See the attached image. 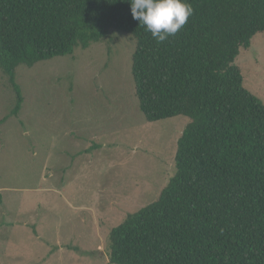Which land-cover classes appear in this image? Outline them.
<instances>
[{"label": "trees", "instance_id": "trees-1", "mask_svg": "<svg viewBox=\"0 0 264 264\" xmlns=\"http://www.w3.org/2000/svg\"><path fill=\"white\" fill-rule=\"evenodd\" d=\"M194 12L157 43L129 0H0V72L23 102L19 65L69 56L110 30L136 41L130 73L147 123L186 117L174 173L107 235V264H264V104L234 60L264 32V0H187Z\"/></svg>", "mask_w": 264, "mask_h": 264}, {"label": "rangeland", "instance_id": "rangeland-1", "mask_svg": "<svg viewBox=\"0 0 264 264\" xmlns=\"http://www.w3.org/2000/svg\"><path fill=\"white\" fill-rule=\"evenodd\" d=\"M135 47L110 30L69 56L19 65L16 116L0 72V264H107L110 229L173 175L189 119L145 121L130 73ZM234 64L264 104V32Z\"/></svg>", "mask_w": 264, "mask_h": 264}, {"label": "clouds", "instance_id": "clouds-1", "mask_svg": "<svg viewBox=\"0 0 264 264\" xmlns=\"http://www.w3.org/2000/svg\"><path fill=\"white\" fill-rule=\"evenodd\" d=\"M129 3L132 18L144 26L157 43L176 34L194 12L187 0H129Z\"/></svg>", "mask_w": 264, "mask_h": 264}]
</instances>
